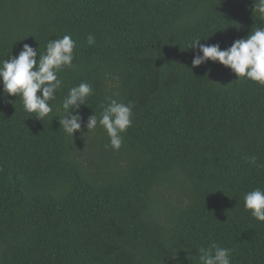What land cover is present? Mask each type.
<instances>
[{"label":"trees","instance_id":"16d2710c","mask_svg":"<svg viewBox=\"0 0 264 264\" xmlns=\"http://www.w3.org/2000/svg\"><path fill=\"white\" fill-rule=\"evenodd\" d=\"M253 0H0V61L24 44L39 55L70 35L73 67L42 121L0 85V264H198L199 249H232L231 264H264V222L244 195L264 189V87L207 61L264 26ZM82 25V26H81ZM95 43H87V36ZM92 85L60 128L71 87ZM39 95V93H38ZM110 99L131 103L119 151L99 125Z\"/></svg>","mask_w":264,"mask_h":264},{"label":"clouds","instance_id":"9594fccd","mask_svg":"<svg viewBox=\"0 0 264 264\" xmlns=\"http://www.w3.org/2000/svg\"><path fill=\"white\" fill-rule=\"evenodd\" d=\"M253 13L264 20V0H253ZM197 38L189 44L188 49L199 47L201 55L191 61L192 67H198L207 61L218 62L231 70L236 80H245L264 87V26H254L246 38L235 40L230 47L221 49L219 44H200ZM89 46L95 43V36H87ZM75 42L70 35L50 40L46 51L39 55L28 44H24L16 57H8L0 61V85L7 96H15L21 101L23 110L33 114L42 121L53 112L50 101L56 100V93L62 88L63 81L59 73L65 68L73 67ZM39 93V95H38ZM93 95L92 85L81 82L71 87L59 106L60 128L70 138L80 131L82 117L77 112L85 105L88 97ZM133 104L110 99L99 117L92 114L88 117L85 127L87 132L94 131L99 125L108 137L107 145L113 151H119L123 145V134L131 126ZM248 163L257 168V157L248 158ZM244 209L258 222H264V189L255 188L243 197ZM232 249L212 244L209 248H200L198 264H231Z\"/></svg>","mask_w":264,"mask_h":264},{"label":"bare ground","instance_id":"6f19581e","mask_svg":"<svg viewBox=\"0 0 264 264\" xmlns=\"http://www.w3.org/2000/svg\"><path fill=\"white\" fill-rule=\"evenodd\" d=\"M82 26V25H81Z\"/></svg>","mask_w":264,"mask_h":264}]
</instances>
